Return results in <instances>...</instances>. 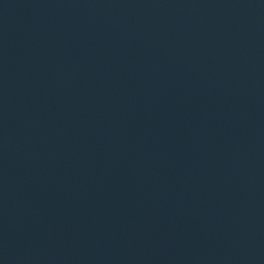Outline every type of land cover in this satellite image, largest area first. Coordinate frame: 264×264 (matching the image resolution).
<instances>
[{
	"label": "water",
	"instance_id": "obj_1",
	"mask_svg": "<svg viewBox=\"0 0 264 264\" xmlns=\"http://www.w3.org/2000/svg\"><path fill=\"white\" fill-rule=\"evenodd\" d=\"M0 264H264V0H0Z\"/></svg>",
	"mask_w": 264,
	"mask_h": 264
}]
</instances>
